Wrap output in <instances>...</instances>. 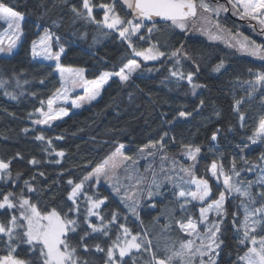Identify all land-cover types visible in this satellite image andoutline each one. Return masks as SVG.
<instances>
[{
	"label": "trees",
	"instance_id": "1",
	"mask_svg": "<svg viewBox=\"0 0 264 264\" xmlns=\"http://www.w3.org/2000/svg\"><path fill=\"white\" fill-rule=\"evenodd\" d=\"M216 1L231 7L227 0H208L211 5ZM3 2L23 13L24 19L17 50L11 56H0V160L10 161L11 173L10 178L5 176L0 179V193L11 191L17 196L23 194L43 211L56 208L62 213L67 212L72 207L71 201L67 200L71 189L67 181H82L121 144L127 154L136 153L142 148L147 152L153 149L177 152L186 151L182 145L199 146L201 151L194 174L197 178L209 180L212 189L209 201L217 199L223 189L222 183H217L208 171L213 161L223 165L229 175L233 174L232 162L235 161L236 171L240 172L234 178L236 182H254V195L264 189V185L255 183L259 180L262 163L259 157L264 154V142L252 144L248 140L259 119L264 117V104L261 103L264 88L253 92L252 98H249L250 86L255 84L256 74L264 73V60L241 54L220 41L194 34L190 28L181 31L170 23H157L152 33L148 32V28L153 24L143 25L140 35L146 37L144 40H140L139 36L132 39L137 48L156 45L168 53L159 60L146 63L132 55L127 42L122 41L117 32L101 26V23L92 22L86 15L77 17L71 7L76 6L83 11L82 0ZM101 3H113V0H92L96 21H102L103 11L97 8ZM115 9L120 16L131 19L127 10L116 0ZM245 19L247 21L242 22L232 11H222L216 18L228 31L240 33L264 46L262 26L253 20L256 24L253 27ZM42 29L58 35L64 47L59 63L84 69L88 79L97 78L105 71H118L129 59H136L140 68L123 84L112 77L90 106L48 128L32 126V114L42 105L41 101L44 103L59 86L55 65L31 56L32 41ZM176 49H180V53L177 57H171V52ZM221 60L224 67L219 72L213 71ZM172 70L183 72L185 77L192 72V83L203 87L193 89L187 79L172 76ZM201 100L204 101L203 105ZM236 100L243 101L238 106L239 112L245 115L243 122L239 119V112L234 110ZM180 111L192 115L179 118ZM217 129V139L213 141L211 137ZM41 134L45 140H36L35 137ZM161 137H164L163 148L159 143L155 148H144L145 145L161 141ZM48 140L52 142L51 147ZM244 144H248V147L241 151L238 145ZM53 150L63 151L65 155L57 157ZM32 158L40 163L29 164ZM57 159L60 160L59 164L54 163ZM245 160L249 163H245ZM253 164L255 167L249 171ZM25 181L35 189L34 192L27 190ZM95 184V181H89L84 191L95 198L107 197L100 208L105 222L112 219L113 212L117 213L116 223L109 225L111 239L116 238L119 226L124 224L133 234L140 233L145 245L150 240L153 251L161 258L171 254L168 249H176L182 240L188 239L176 221L187 222L189 216L194 221L199 220V205L190 202L182 210L181 200L171 190L164 191L159 198L144 202L137 216L133 217L103 184ZM240 199L238 195L231 194L225 200L227 216L221 235L224 244L218 249L216 264H243L239 257L247 248L238 243V235H242V232L238 234L233 227L232 216L236 212L237 219H243ZM150 202L154 204L150 205ZM85 206V202L81 201L78 217L70 213L72 218L81 221L78 233L69 234L73 246L78 245L82 230L87 228L82 223ZM12 213L19 216L18 209L12 210ZM12 213L0 210V221L6 222ZM90 219L99 223L96 217ZM198 227L202 230V225ZM110 242L108 238L95 233L87 239L90 246L100 243L105 248ZM78 251L90 264H104V253H96L94 249L91 253H84L82 248H78ZM6 254L7 248L0 243V255ZM15 255L35 261L26 244L19 245ZM135 255L140 257L138 264H145L151 259L150 254L143 250ZM126 259L131 264V259ZM204 259L207 260L206 257ZM198 261L197 257L196 264Z\"/></svg>",
	"mask_w": 264,
	"mask_h": 264
},
{
	"label": "snow or ice",
	"instance_id": "2",
	"mask_svg": "<svg viewBox=\"0 0 264 264\" xmlns=\"http://www.w3.org/2000/svg\"><path fill=\"white\" fill-rule=\"evenodd\" d=\"M122 6L126 7L130 14L131 19H125L120 16L115 9V0L113 3H101L100 8L104 9L103 21H96L93 16L92 0H82L81 9L76 6L71 7V11L77 16H85L92 20L94 23H102L107 29L113 30L118 33L119 38L122 41L127 42L128 48L131 49L132 55L135 57H141L144 61H156L161 57L168 55V53L161 51L156 45H150L146 49H138L133 41L132 37L139 36L140 40H144L146 37L139 35L141 28L145 21H153L152 27L148 28V32L156 28V20L170 23L173 27L186 31L190 21L196 20L198 17L207 23H211V15L215 14L219 16L222 11H232L233 15L238 16L240 19H249L258 21L264 31V0H227V4L231 7H225L223 4L217 3L215 6L211 5L208 0H121ZM202 13L208 15H202ZM128 13H126L127 15ZM24 19V14L14 10L13 7L0 0V21H3L7 27L4 33L0 35V52H11L16 46L17 41L22 35L21 21ZM215 28L217 32H212L207 28H202L201 31L208 36L211 40L222 39V29L219 21H216ZM239 37V34H237ZM58 40V38H57ZM52 35L48 29L44 30V33L39 37V40L32 41V54L33 56L43 55L45 59L55 60L56 69L60 73L62 87L71 80L74 85L83 84L85 86L84 97H78L77 100H73V105L79 107L78 101H90L96 99L100 94L101 88L109 81L113 76L118 77L119 81L123 84L127 82L131 74L140 68V64L136 59H129L119 71L115 72H102L94 80L84 79V69H71L62 67L59 63L60 56L64 52V48L60 47L59 51L52 50ZM6 44V47H5ZM229 47H238L239 51L245 52L248 55L257 57L264 60V46L256 44L254 41H250L248 37L237 38L235 44L229 42ZM40 49L38 51L37 49ZM180 49H176L171 52V57H177L180 53ZM179 63V61H177ZM224 67V61L221 60L214 66L213 71L219 72ZM174 77L179 79H187L189 84H192L193 89L196 87H203V85L193 84V73L189 72L185 77L183 72H177L172 70L170 73ZM257 86H260L259 88ZM264 88V73H257L255 76V84L252 86L249 92V98H252V93L260 91ZM61 89L58 88L51 97L47 100L48 111L37 109L42 119L33 121L35 124H48L50 121L60 118L61 115H68L67 111L60 109L58 112H53V105L58 99L61 98ZM66 99V94H64ZM43 104V101H41ZM201 105L204 101L201 100ZM243 101H234V110L239 112L238 106ZM261 103L264 104V95L261 97ZM192 113L186 111H180L178 113L179 118L190 117ZM239 119L243 122L245 115L239 112ZM172 123V121H168ZM243 126V125H242ZM24 131H28L25 129ZM213 132L211 139L215 141L217 139V133ZM167 133H165V136ZM38 141H44V135H37L35 137ZM61 139V137H57ZM164 137H161V141L152 143L151 145H145L144 148H155L159 143L163 148ZM248 140L252 144L264 142V117H261L257 122L253 133ZM51 140H48V145L51 147ZM186 149L185 155L188 160L195 162L201 149L199 146L193 147L190 144L182 145ZM241 151L248 147V144L238 145ZM124 145H119L115 152L109 159L103 161V163L97 165L91 173L83 178L79 183L69 179L67 184L71 186L70 191L67 194V200L71 201L72 207L67 212L58 211L56 208L50 211L41 210L36 203H33L30 199L26 198L23 194L17 196L14 192H2L0 193V210L12 213V210H19V216L14 213L10 214L6 220L0 221V243H3L7 248L6 255H0V264H90V261L81 256L78 248H82L84 253H91L94 249L96 253H104V264H128V259H131V264H138L140 257L135 253H139L142 250L150 254L151 259L145 261V264H196V258L199 257V264H216L217 250L221 248L224 241L221 239L222 226L225 223V217L227 216V210L225 208L226 198L235 193L240 199V207L243 210V219L238 220V213H232L233 227L239 234L242 230V235H238V243L244 245L247 251L244 252L239 260L243 264H264V189L257 192L255 195L252 192V181H240L233 182L232 177L224 171L223 165L217 164L213 161L208 171L211 176L216 178L217 183L220 182L222 177L223 189L219 192L217 199L208 203V199L211 197L212 189L208 179L197 178L193 174V167L181 166V171L189 175L190 179L185 181L189 185H194L192 190L181 189L175 193L178 200H183L180 204L182 210L191 201H199L201 207L199 209L200 216L198 221H194L189 216L187 222L178 220V224L181 232L185 233L188 237L187 240H182L179 247L176 249H168L171 253L161 258L157 256L153 251L151 241L148 240L146 245L142 242L140 233L133 234L132 231L124 224L119 226L116 238L111 239L109 232V225L116 223L117 213H112V219L105 222V218L100 213L101 205H103L107 199L94 198V196H85V202L87 207L84 211L83 224L87 225L86 229H83V234L80 235L77 246H73L70 243L69 234H77L78 229L81 228V221L78 218H72L70 213H75L78 217L80 215V202L79 196L82 193L84 187V181L95 177L97 180L101 176L108 179V171L110 161L112 168L118 167L115 163L117 157H121L123 160L131 159L128 156H124L122 149ZM144 149H140L143 151ZM55 151V150H53ZM51 155V153H49ZM57 157H63L65 153L63 151H55ZM17 156H20L17 153ZM259 159L264 162V154ZM31 165H38L40 163L36 158H32L28 161ZM54 163L59 164L60 160L57 159ZM245 163H249L245 160ZM255 165L249 167V171L253 170ZM10 161L5 162L0 160V179H4L5 176L10 178L11 173ZM232 173L235 176H239L240 172L236 171V162H232ZM41 176L44 173H40ZM19 177V173H17ZM255 183L264 185V176H261ZM25 186L29 192H34L35 189L25 181ZM179 187V185H177ZM116 191H119L118 189ZM159 194V193H157ZM153 195L149 192V197ZM259 197V201L257 200ZM207 205L206 207L203 205ZM258 205V206H257ZM135 214V209H131ZM214 212L216 215L215 220H209L208 213ZM96 217L99 223H94L90 218ZM138 218V217H137ZM198 225H203V232L200 231ZM167 227V226H166ZM90 230V231H89ZM100 234L103 237L108 238L111 242L107 248L103 247L100 243L89 245L87 239L92 234ZM147 236V233L144 234ZM199 241V243H197ZM21 244L28 245L29 252L35 257V261L26 260L15 255L17 248ZM250 245V246H249ZM207 257V261L204 259Z\"/></svg>",
	"mask_w": 264,
	"mask_h": 264
},
{
	"label": "rangeland",
	"instance_id": "3",
	"mask_svg": "<svg viewBox=\"0 0 264 264\" xmlns=\"http://www.w3.org/2000/svg\"><path fill=\"white\" fill-rule=\"evenodd\" d=\"M217 3L221 4V2L216 1L213 4V6H215ZM97 8L101 9V11H103L102 15L104 17V9L100 8L99 6ZM202 15L206 16L208 14L202 13ZM103 17H102V21H103ZM216 18H217V16L215 14H212L211 15V21L212 22L207 23L198 17L196 20L189 22L188 28H190V30H192V32L194 34L201 35V36L205 37L206 39L211 40L208 38V36L206 34H204L201 31V29L207 28L214 33L217 32L218 30L215 28V23L217 21ZM128 19H130V18H128ZM0 23H1L0 35H2L4 33V30L6 29L7 25L3 21H0ZM22 23H23V20L21 21V29H22ZM101 26H103L102 23H101ZM142 28H143V26H142ZM142 28H141V30H142ZM222 29L224 30L220 33L222 36V39L211 40V41H220V42L224 43L225 45H228L229 42L235 44L237 38L246 37L244 35H241L240 33H239V37H238L237 34L231 32V31H228L227 29H225L223 27H222ZM44 30L45 29H42V31L40 32V34L38 35V37L35 40H37V41L39 40V37L44 33ZM49 32L52 35V41H51L52 50L54 52L59 51V48L63 47V46L59 41L58 35L51 32V31H49ZM134 37H137V36H134ZM134 37H132L131 39H133ZM21 38H22V35H21L20 39L17 41L16 46L12 49V51L10 53L7 51L0 52V56H2V57L11 56L17 50L19 42L21 41ZM57 38H58V40H57ZM5 47H6V44H5ZM148 47H146V48H148ZM146 48H138V49H146ZM232 48H234L236 51H238L241 54L248 55L245 52L239 51L238 47H232ZM37 50L40 51L39 48ZM30 51H31V56L33 59L38 60V61H42V62H48V63L55 65V72L58 75V79H59L58 88L61 89L62 95H61V98L58 99L56 101V103L53 105V112L56 113L60 109H64L68 113V115H66V116L61 115L60 118L52 120L48 124H35V123H33V121L43 118L40 116L39 112L35 111L32 114V117L30 118V122H31L32 126H37V127H41V128H48L52 124H54L55 122L69 116L70 114H72L76 111H79L82 108L90 106L93 102H95L99 98V96L101 95L102 89L109 82L108 81L101 88L100 94L96 97V99L90 100V101H78L80 106L75 107L72 103L73 100H77L78 97H84L87 95V93L85 92V86L83 84L74 85L71 82V80H69L66 83V85L64 87H62L63 82L61 81L60 73L56 69V63L57 62L55 60L45 59L43 55L33 56L32 44H31V50ZM62 54H61V56H62ZM61 56H60V58H61ZM248 56H251V55H248ZM251 57H254V56H251ZM138 58L143 60L141 57H138ZM255 58H257V57H255ZM144 62L148 63V62H153V61H144ZM62 67L71 68V69H80V67H66V66H62ZM113 77H115V76H113ZM116 78H118V77H116ZM84 79L91 81V80H94L96 78L88 79L85 77V74H84ZM253 85H251L250 88H252ZM257 87L259 88L260 86H257ZM53 93L51 94V96L53 95ZM64 94H66V97H67L66 99L64 98ZM47 100L38 109H42L45 112L48 111ZM259 143L260 142L258 141L256 144H259ZM122 152H123L124 156H128L131 159L123 160L121 157H117L114 162L117 163L119 166L115 167V168L111 167V164L113 163V161H110L109 171H108V179H105V177L101 176L100 179L97 180L93 176L90 179L85 180L82 193L79 196V198L81 196L83 198H81V200H79V202H81V201L85 202V196L86 195L92 196V195H89L88 193H86L84 191V189L87 187V183L89 181H95L96 182L95 186H98L99 184H103L119 200V202L123 205V207L125 208L127 213L133 217H136L139 209L141 208V206L143 205L144 202L149 201L151 199H156V198L161 197L162 193L166 190H171L175 193H177L181 189L188 190L189 188H191L192 190H194V188H195L194 185H189V184L185 183V181H188L190 179L189 175L185 174L184 172H182L180 170L181 166L189 167V166H192L194 164V167H195V165L197 163V159L195 162L187 159V157L185 155L186 151L180 150V151L176 152V151H169L167 149H165L163 151L161 149H153L150 152H147L144 150V151H138L136 153L127 154L122 149ZM111 156H112V154L109 155L106 159H109V157H111ZM197 158H198V156H197ZM194 167H193V174H194ZM259 169H260V173L258 174V179H260L261 176H264V162H262L260 164ZM91 172H89V173H91ZM209 173H210V171H209ZM210 175H211V173H210ZM230 176L232 177L233 182H236L234 179L235 175L231 174ZM214 179L216 180V178H214ZM222 180H223V178L221 177L220 183H222ZM177 185H179V187H177ZM222 185H223V183H222ZM117 189L119 191H116ZM149 192L153 193V195L151 197H149ZM157 193H159V194H157ZM234 194L235 193H233L232 195H234ZM181 202L183 203L182 199H181ZM191 202L197 203L199 205L198 214L200 216L199 209L202 206L201 203L199 201H191ZM207 202L211 203L212 201L208 200ZM85 204H86V206H85V208H86L87 203L85 202ZM153 204H154L153 202H150V205H153ZM203 206L206 207L207 205L205 204ZM133 208L135 209V214L131 211V209H133ZM208 216H209L210 221L216 219V215L214 212H209ZM203 227L204 226L202 225V230L200 229L201 232H203ZM241 232H242V230H241ZM197 243H199V241H197ZM217 252H218V250H217ZM206 259H208V258L206 257ZM215 259H217V255H216ZM197 264H199V261L197 262Z\"/></svg>",
	"mask_w": 264,
	"mask_h": 264
},
{
	"label": "water",
	"instance_id": "4",
	"mask_svg": "<svg viewBox=\"0 0 264 264\" xmlns=\"http://www.w3.org/2000/svg\"><path fill=\"white\" fill-rule=\"evenodd\" d=\"M119 4H121L122 5V3H121V0H116ZM124 7V6H123ZM126 10H127V12L129 13V15L131 16V14H130V12H129V10L126 8V7H124ZM229 8V7H228ZM226 13H230V11H226ZM132 18V17H131ZM241 21L242 22H246L247 20L246 19H241ZM248 22L249 23H251L252 25H253V27H255L256 26V24L254 23V21L253 20H249L248 19ZM157 23H165V22H163V21H159V19L157 18V20H156V24ZM153 24V21H145L144 22V25H152Z\"/></svg>",
	"mask_w": 264,
	"mask_h": 264
}]
</instances>
